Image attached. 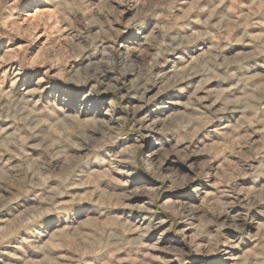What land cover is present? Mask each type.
I'll use <instances>...</instances> for the list:
<instances>
[{
    "label": "rangeland",
    "instance_id": "obj_1",
    "mask_svg": "<svg viewBox=\"0 0 264 264\" xmlns=\"http://www.w3.org/2000/svg\"><path fill=\"white\" fill-rule=\"evenodd\" d=\"M0 264H264V0H0Z\"/></svg>",
    "mask_w": 264,
    "mask_h": 264
}]
</instances>
